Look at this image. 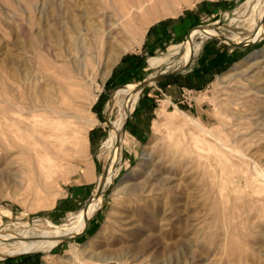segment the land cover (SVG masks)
<instances>
[{"label": "rangeland", "instance_id": "rangeland-1", "mask_svg": "<svg viewBox=\"0 0 264 264\" xmlns=\"http://www.w3.org/2000/svg\"><path fill=\"white\" fill-rule=\"evenodd\" d=\"M107 2L0 0V97L30 93L36 98L42 87L53 93L52 81L59 75L52 66L67 67L74 60L89 63L86 79L93 76L97 95L89 109L83 100L78 103V109L89 111L83 117L97 121L81 152L70 130L59 138L49 128L41 137L40 118L33 122L38 132L27 136L20 130L17 140L0 126V249L46 244L50 239L44 232L75 224L107 165L106 180L112 176V183L102 184L101 196L91 202L97 207L80 239L60 242L48 253L11 254L0 264L23 256L34 257V264H69L71 245L87 264H264V180L259 178L264 172V0H178L142 18L135 15L134 28L114 29L109 41L124 53L110 67V43L99 53V65L90 61L93 34L86 29L89 19L104 18L101 6ZM71 13L81 18L83 32L72 30ZM193 29L196 36L188 41ZM47 30L58 34L57 46L48 42ZM255 34L260 35L256 43L243 47L209 38L225 36L241 43L246 41L232 38ZM188 44L191 54L184 58ZM34 49L46 55L50 71ZM134 57L139 61L129 60ZM192 57L186 71L192 74L204 66L212 74L199 88L184 89L174 105L158 82L141 91L136 102V93L131 99L119 95L124 87L136 90V84L151 76L184 68ZM153 58L165 61L149 68ZM148 95L155 100L154 114L136 141L128 124ZM176 107L211 131L213 136L206 137L212 148L196 146L197 129L183 117L177 122L180 128L156 125ZM114 123L122 124V130L116 145L108 148ZM37 140L49 144L50 160L46 154L29 158L22 152ZM220 144L225 148L218 159L214 149L221 150Z\"/></svg>", "mask_w": 264, "mask_h": 264}, {"label": "bare ground", "instance_id": "bare-ground-1", "mask_svg": "<svg viewBox=\"0 0 264 264\" xmlns=\"http://www.w3.org/2000/svg\"><path fill=\"white\" fill-rule=\"evenodd\" d=\"M107 1L108 2L106 3V5L101 6V8L104 11H106L103 15L104 18L102 20H97L96 18L89 19V22H88L89 24H87L89 26L88 27L86 26L87 27L86 29L89 28L88 29L89 32L93 34V38L91 39V43H90V47H91V50L93 51V55L92 54L88 55V56H91L90 61H93V63L96 64V66L99 65V53L101 52L105 44L107 45V43H110V45H107V46L110 47L109 52L111 54V59H110V62H108L106 65V67H110L111 64L112 65L115 64V62L119 60L122 53H124L121 48L115 47V45L111 44V42L109 41L111 38L115 37L114 35L116 31L114 32V29L121 30L125 26L134 28L133 16L137 15L142 18L146 12L152 11L155 7L165 6V4L167 3H174L175 1H178V0H124V2L123 1L119 2L118 0L116 1L107 0ZM183 1L184 0H182V2ZM253 12H254V9H253ZM69 17H72L70 19H72L73 21L72 20L71 21L74 23L72 24V26L74 25L72 28H75V29H72V30L74 31L79 30V32H83L85 30L84 29L85 26L84 27L82 26L81 18L79 16L73 15V13H71V16ZM261 21L263 22V26L261 25L262 29L261 28L260 29L262 31L260 32H261V35H264V16L261 17ZM210 32L218 35L216 30L214 29H211ZM47 35H48L47 37L48 42L52 41V43L54 42V44L58 43L57 41L59 39V36L57 33L53 35L51 31L47 30ZM195 36H196V33H193L191 35V40H193ZM259 37L260 35H257V34L253 36L244 37V38L235 36L232 38V40L234 41L250 40L251 42H254L257 39H259ZM43 40L46 41V39H43ZM43 43H42V46H43ZM55 46H57V44ZM44 47L45 46H43L42 48L44 49ZM186 49L187 50L184 55V58L191 54L190 44H188V47ZM35 51L37 52V50ZM37 54L39 55L38 52ZM38 55L36 59L41 56L39 58L40 62L39 61L38 62L42 66H44L45 71L46 69L47 71H50L52 68L50 69L47 66L49 62H48L47 57H45L46 55L44 57L42 56V54H40L39 56ZM32 60L33 58L31 59V61ZM72 61L73 60H70V63ZM164 61H165V58H153L148 61L149 63L148 66L149 68H154V67L157 68ZM33 63L34 62H32V64ZM88 64L85 65L83 63H79L78 60H76V62L74 60L72 64L71 65L68 64L69 66L67 67L58 66L56 64L55 66H52L55 69L57 68L56 73H58L59 75L54 78V81H52L54 82L52 84L53 93H50L48 89H46V87H42L36 91L37 93L36 98L34 97L35 95L33 96L30 93H21L20 95H16L15 97L13 96L12 98L10 96H7L6 94L1 95L0 102L3 104V106H0V126L3 128L4 127L7 128L12 134H14V137H16V140H17V138L21 139L20 136L18 135V131L20 130L26 133L27 136L38 132V129L36 128L35 125H33V122L35 121V119L40 118L43 120L37 126H39L40 129H42V132L40 133L41 137L45 138L46 136L45 130H48L49 128L51 129L53 128V133L56 134V136H58L59 138L60 136H67L68 131L70 130L73 132V138H74L73 143L77 148H79V151L81 152V150H83L86 147L87 134H88L89 128L95 125L97 122L95 120H92L90 117H83V114L86 115V113L89 112L88 110L87 112L84 111L87 108H85L84 110L83 109L80 110L77 108L81 106L80 104H78L80 100L81 101L83 100V104H84L83 107H88L89 109L97 99V95L93 92L92 87H91L95 83L93 80V76L91 77V75H89L90 78L88 76V78L86 79V74L89 70L88 66H90ZM49 66H51V64H49ZM40 70H41V67H40ZM2 78L5 80V82H8L5 76H3ZM105 79H107V76H105ZM6 84L8 85V83ZM9 89L11 88L9 87ZM10 93H13V92H10ZM134 93H136L135 95L136 97L134 98V102H136L138 100V94L140 93V91H137L134 88L124 87L120 90L119 95L127 94L128 99H131ZM38 102L40 103V105L38 104ZM181 117L185 119V122L192 124L197 129L196 130L197 132L194 133V135H197V136L193 138L196 146L202 148L203 144L205 145L208 144L211 148L213 147L211 144H209V142L207 141L208 138L206 137V136H209V137L213 136L211 131L206 126H204L198 119L186 114L185 112L181 111L177 107L175 111L173 112H169V113L166 112L165 114H162L158 118V120H156L155 123L157 126L160 123H166V124L168 123L171 126L180 128V125H178L177 122L180 120ZM78 120L81 121L82 124H80ZM114 125H116V128L111 131L108 140L105 142V147L112 148L114 145H116L115 143H116V140L118 139V134L122 130V124L114 123ZM184 134L185 133H183V135ZM27 144L29 145L28 147H30L29 150L23 148L22 152H24V154H27L29 158H32L33 155L36 157L41 154H46L47 156L49 155L48 154L49 144L41 142L39 140H37L35 143L28 142ZM38 147H39V150H38ZM41 147L43 148V151H40ZM220 147H221V150L217 149L218 150L217 151L216 149H214L215 153L217 154L216 156L218 159L223 158L222 149H224L225 146L220 144ZM198 156L203 157L202 154L200 153ZM48 157H49L48 159L50 160L51 156L49 155ZM200 162L202 165L208 166L207 161L203 162V160L200 159ZM259 178L264 180V172L260 173ZM102 181H103V178L101 177L99 180L100 184ZM111 183H112L111 175L110 177H108L107 180L105 178L104 181L102 182L103 185H106V184L108 185ZM96 207H97L96 204L91 203L86 211L84 210L80 216L78 215L79 217H78V220L75 222V224L72 222V224H74L72 226L56 227L52 229L51 231L48 230L47 232H44L48 235V238L50 239L46 244H42L36 247H32L30 245H24L22 246V248H17L16 250L9 251V252H6L4 248L0 249V259H3V257L9 256L11 254L34 253V252H39V251H44L47 253L50 252V250L54 248L55 246H57L63 239L72 237L79 231L84 230V228L87 226V221L91 218V215L95 211ZM70 251H71V255L69 257L70 258L69 264H87L81 260L75 246L71 245Z\"/></svg>", "mask_w": 264, "mask_h": 264}, {"label": "crops", "instance_id": "crops-1", "mask_svg": "<svg viewBox=\"0 0 264 264\" xmlns=\"http://www.w3.org/2000/svg\"><path fill=\"white\" fill-rule=\"evenodd\" d=\"M129 60L139 61V58L134 57ZM129 60L127 63L130 62ZM217 62L220 63V61ZM190 72L191 71H184L175 76L165 77L158 82L164 87L167 98L171 101V104L174 105L179 101L184 89H194L193 87L199 88V86L204 85L210 79L212 68L199 66L194 70V73L190 74ZM154 102L155 100L152 95L141 98V105L128 124L129 135L136 141H139L144 136V132L148 130L146 123L149 121L152 114H154L152 110ZM35 262V258L32 256H23L10 258L7 262L1 264H34Z\"/></svg>", "mask_w": 264, "mask_h": 264}, {"label": "water", "instance_id": "water-1", "mask_svg": "<svg viewBox=\"0 0 264 264\" xmlns=\"http://www.w3.org/2000/svg\"><path fill=\"white\" fill-rule=\"evenodd\" d=\"M197 28H201V27L198 26ZM195 29H196V28H195ZM195 29H193V30L188 34V36H187V37H188V41L191 40V34H192V32H193ZM209 38L217 39V40H219L220 42H223V43L229 44V45H231V46H233V47H243V46H247V45L255 44V43H256V42H251L250 40H248V41H246V42L235 43V42H233V41L227 39V37H225V36H210ZM193 57H194V56H193ZM193 57H192L190 63L187 64L184 68L176 69V70H173V71H171V72H161L160 75H156L155 77H152V78L146 79V80H144L143 82L136 84V85H137L136 90L141 92V91H143L146 87H148V86H150V85H152V84H155V83L159 82L161 79H163V78H165V77H168V76H175V75H178V74H180V73L186 71L187 68L191 65L192 60H193ZM128 118H129V117H127V119H126V121H125V124H124V126H123L122 135H123V132H124V129H125L126 123H127V121H128ZM110 124H111V123H110ZM120 140H121V135H120ZM108 172H109V165H107V167H106L104 173L102 174L103 181H104V179L106 178ZM103 181H102V182H103ZM102 182H101V184L98 186L97 191H96V192H95V191L93 192V195H92L91 199L89 200V202L87 203L86 207L84 208L85 211L88 209L89 205L91 204V202H92L94 199H96V198H98L99 196H101V194H102V190H103ZM90 219H91V218H90ZM90 219L87 221L86 229H85L82 233H80V234H78V235H74V236L69 237V238H66V239H63L61 242H72V241H76V240L80 239V238H81V237L87 232V230H88V228H89V225H90ZM7 257H13V256H7Z\"/></svg>", "mask_w": 264, "mask_h": 264}]
</instances>
